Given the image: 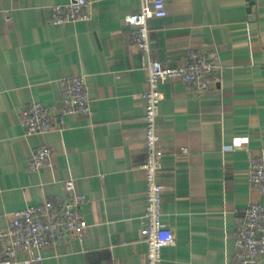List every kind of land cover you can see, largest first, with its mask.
<instances>
[{"label": "crops", "instance_id": "crops-1", "mask_svg": "<svg viewBox=\"0 0 264 264\" xmlns=\"http://www.w3.org/2000/svg\"><path fill=\"white\" fill-rule=\"evenodd\" d=\"M89 1V19L57 24L53 7L69 0H0V228L15 211L65 201L73 177L84 235L44 248L34 264H145L148 73L124 18L140 0ZM166 9L149 21L152 55L177 65L193 49L218 70L209 90L162 85L158 180L174 242L161 264H227L246 207L264 203L248 177L250 158L264 159V0H167ZM76 74L87 75L90 114L27 134L22 106L34 98L57 108L58 80ZM40 145L51 165L31 171Z\"/></svg>", "mask_w": 264, "mask_h": 264}, {"label": "built area", "instance_id": "built-area-1", "mask_svg": "<svg viewBox=\"0 0 264 264\" xmlns=\"http://www.w3.org/2000/svg\"><path fill=\"white\" fill-rule=\"evenodd\" d=\"M17 1V0H11ZM167 0H140V8L135 13L125 15V23L131 28L130 40L146 56L148 73L147 87L141 97L145 105L144 127L146 142L145 201L142 218L144 221V242L146 263L161 264L163 249L174 242L172 232L163 222V185L158 180L162 165L158 116L163 99L162 85L169 79L205 91L217 79L218 66L208 61L201 53L190 49L187 58L177 65H165L152 55L150 37L151 18L167 16ZM92 2L89 0H69L66 4L53 7V19L57 24H65L90 18ZM61 89L60 103L52 108L40 99H30L20 109L21 125L27 134H43L56 126L55 119L63 121L71 115H89L90 94L88 78L76 74L58 80ZM184 151L186 149H183ZM53 151L49 146L40 145L34 149L29 162L31 171H39L51 165ZM249 183L264 195V159L251 157L248 168ZM69 193L65 201L47 200L42 204L30 205L15 211L6 228H0V264H34L43 259L42 250L50 245H59L71 237L82 238L88 226L77 209L85 200L76 187L73 177L64 180ZM233 259L227 264H264V203L249 204L241 219L233 240ZM26 250L30 256L19 258ZM34 251L37 253L34 254Z\"/></svg>", "mask_w": 264, "mask_h": 264}]
</instances>
